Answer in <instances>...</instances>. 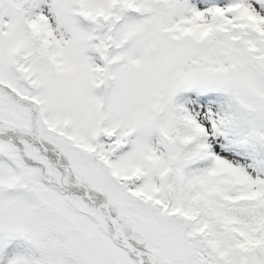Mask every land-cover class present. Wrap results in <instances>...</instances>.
<instances>
[{
	"label": "snow or ice",
	"instance_id": "snow-or-ice-1",
	"mask_svg": "<svg viewBox=\"0 0 264 264\" xmlns=\"http://www.w3.org/2000/svg\"><path fill=\"white\" fill-rule=\"evenodd\" d=\"M0 264H264V0H0Z\"/></svg>",
	"mask_w": 264,
	"mask_h": 264
}]
</instances>
